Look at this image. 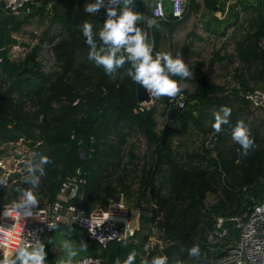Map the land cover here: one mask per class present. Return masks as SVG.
Wrapping results in <instances>:
<instances>
[{
	"label": "trees",
	"instance_id": "16d2710c",
	"mask_svg": "<svg viewBox=\"0 0 264 264\" xmlns=\"http://www.w3.org/2000/svg\"><path fill=\"white\" fill-rule=\"evenodd\" d=\"M64 1L31 0L19 16L5 13L0 5V153L2 143L21 139L29 141L34 163L47 156L52 163L44 166L46 174L39 187L48 201L54 199L61 180L79 167L86 182L72 200L77 207H104L116 193L125 200L132 197L139 210L137 242L145 241L147 233L142 231L152 224L161 241L157 253L167 256L168 264H211L205 238L215 218L242 214L264 193V188L259 192L264 183V131L260 127L264 123L250 120L254 112L243 97L249 90L246 83L237 79L241 91L223 90L205 76L199 78L194 91L183 97L184 107L175 117L178 131L170 132L161 148L154 106L144 109L137 104L135 83L126 75L130 64L109 76L88 60L90 49L81 25L88 21L94 33L98 32L106 11L101 8L90 15L80 0H72L76 7L67 9ZM204 4L210 9L215 6L213 0H204ZM262 6L241 8L243 12L249 9L245 19L249 32L237 40L235 49L241 61L253 65L255 83L261 82L264 90ZM187 8L194 9L189 0L181 17ZM33 19L45 27L33 45L25 46L24 56L13 62L9 47L17 43L15 35ZM175 20L167 13V19L158 20V26ZM158 26L152 27L155 47L158 40L154 30ZM44 45H52L49 51L54 61L46 70L40 59ZM159 101L165 119L166 97ZM221 106L232 111L230 124L217 134L211 124ZM238 121L245 123L255 141L247 156L231 137ZM79 151L84 153L82 165L74 162ZM117 172L120 174L113 180L107 179ZM129 175L135 177L133 188L125 180ZM0 181V206L14 199L16 187H30L17 177H0ZM226 225L227 237H236L232 223ZM137 242L127 241L125 247L123 241L113 240L100 251L94 242L90 254L114 264L131 251L137 254ZM192 246L200 247L198 258L188 256Z\"/></svg>",
	"mask_w": 264,
	"mask_h": 264
},
{
	"label": "built area",
	"instance_id": "2783aa9c",
	"mask_svg": "<svg viewBox=\"0 0 264 264\" xmlns=\"http://www.w3.org/2000/svg\"><path fill=\"white\" fill-rule=\"evenodd\" d=\"M29 1L31 0H0V5L5 13L19 16L25 4ZM166 1L164 3L162 0H152L145 5L142 17L166 20L168 13L173 18L179 19L183 9L187 6L188 0ZM140 27L147 31L149 41L154 44L152 28L146 27L143 22H140ZM15 38L17 40V35H15ZM260 45L264 46V43ZM49 49V45H44L43 53H47ZM13 52L21 53V59L27 52V48L20 47L17 42L9 47L8 56L10 59H12L11 53ZM158 52L161 51L154 46L153 55L155 56ZM49 54L52 56L50 51ZM47 68V66H44V70ZM243 97L249 102L251 110L255 111V106L261 105L264 113V92L262 90L245 92ZM166 101V110L177 106L184 107V99L180 95L174 98L166 97ZM138 105L144 109L148 108V104L145 103ZM135 111L136 109L132 108V112ZM8 143L11 142L4 145ZM206 143L207 141L203 144L206 145ZM0 170L5 171L1 159ZM0 177L6 180L2 176ZM85 182L86 179L80 168L76 167L71 174L61 180L52 201L36 195L34 190L39 202L32 209V217L17 219V213L13 210V202L19 199L20 193H17L13 200L2 204L0 206V238H3L6 246L0 248V258L5 252L13 250L21 239L25 241L32 240L34 238L33 234L35 238L42 241L45 233L51 230L48 228V224L51 223L75 225L97 244L98 251L103 249L109 241H124L126 239L134 242L137 227L132 223L129 206L123 199L109 198L104 207H94L90 210L77 207L73 203L72 200L76 198ZM106 216L109 218L95 227V234L93 235L89 231V225H97ZM226 222L232 223L231 227L236 230V237H227L228 227ZM158 242L160 243V249L161 241ZM205 245L209 252L211 264H264V193L261 201L257 200L252 207L242 214L216 217L212 229L206 235ZM76 264H106V262L97 255L87 253L81 255Z\"/></svg>",
	"mask_w": 264,
	"mask_h": 264
},
{
	"label": "clouds",
	"instance_id": "9594fccd",
	"mask_svg": "<svg viewBox=\"0 0 264 264\" xmlns=\"http://www.w3.org/2000/svg\"><path fill=\"white\" fill-rule=\"evenodd\" d=\"M134 0H91L84 5L87 14L94 15L101 8L106 10V19L98 32L94 33L92 23L85 21L81 25V32L89 46L88 60L95 66L102 67L109 76H114L118 69L125 64H130L126 75L138 86L144 88L149 98L160 99L161 97L174 98L181 92V86L173 77L181 79L192 78V71L181 58L180 53L158 52L153 55L154 44L149 41L148 33L138 26L140 22L146 27L158 26L156 18H143L138 12L133 11ZM162 15V14H156ZM231 108L221 106L214 113V122L211 128L215 133H221L224 125L230 124ZM231 137L241 148V154L247 156L255 145L248 127L243 121H238L231 130ZM35 155V154H34ZM52 163L47 156H40L37 162L31 160L25 164L27 175L23 177V184L30 185L29 188L16 187L15 191L20 193L17 201L13 202V210L17 213V219L32 217V209L38 204L34 190L41 184V177L45 173V165ZM2 183V181H0ZM75 211V209H74ZM109 217L95 226L89 225V231L95 234V227L101 225ZM57 224H48V228L55 230ZM21 241L11 251L4 253L0 258V264H46V251L44 243L39 239ZM52 243V241H51ZM80 249L74 248L72 243L64 241L61 250L66 253V259L61 264H73V258L78 251L87 246L81 242ZM6 245L3 238H0V248ZM127 246V240L123 241ZM189 257L198 258L200 247L192 246L187 250ZM136 252L131 251L126 259L121 261L117 258L114 264H135ZM143 264H168V257L165 255L151 256L145 258Z\"/></svg>",
	"mask_w": 264,
	"mask_h": 264
},
{
	"label": "rangeland",
	"instance_id": "374dc122",
	"mask_svg": "<svg viewBox=\"0 0 264 264\" xmlns=\"http://www.w3.org/2000/svg\"><path fill=\"white\" fill-rule=\"evenodd\" d=\"M151 1L134 0L133 11L143 16L145 5ZM162 1L164 3L167 2L166 0ZM189 1L194 5V9H185L182 17L171 22L170 25L158 26L154 30V36L158 40L157 42L155 41L156 48L161 52L172 53L173 55L180 53L181 58L192 71V78H180L178 80L182 89L178 95L184 97L186 94L193 92L196 81L203 76L210 84L221 86L223 90L232 88L241 91L240 86L237 84V79H241L246 83L249 92L257 90L264 92L262 89L263 84L261 82L255 83L252 76L255 70L253 65L241 61L235 49L237 40L249 32V26L245 23L249 9L243 12L241 8L247 4L251 6L260 4L264 7V0H213L215 6L212 9L205 6L204 0ZM89 2L91 0H80V6L84 7ZM63 4L66 5V9L77 5L72 0H65ZM232 22L234 24L230 25ZM44 27L45 23H39L36 19H33L31 23L25 24L22 32L17 35V42L20 47L25 48L27 45H33L35 43L34 39L39 37ZM53 29H57V26H53ZM49 46L51 47L52 45ZM20 56L21 53L13 52L11 53V60L16 62L20 60ZM40 59L43 65L46 66H51L54 63L53 54L50 56L49 50L47 53L42 54ZM151 105L154 106L156 130H159L165 122L164 116L161 114L163 103L159 99L151 98L148 107ZM255 107L256 110H252L254 114L251 113L250 120L254 123L255 120L259 119L264 123V113L261 105ZM263 126L262 124L260 125L261 132L264 131ZM27 144H29V141L18 139L3 146L0 159L3 164L5 163L6 169L5 171L0 170V176L5 179H13L14 177L23 179L27 175L25 164L29 160L32 161L33 154ZM142 146L143 143L139 145V147ZM118 174L120 173H113L107 179L113 180ZM125 180L130 188H133L134 175H129V178ZM35 194L45 197L41 187L35 189ZM123 200L130 207L136 204L132 197ZM147 226H143L144 229L142 231V233H147L144 242H150V252L155 254L160 246L158 233L152 224Z\"/></svg>",
	"mask_w": 264,
	"mask_h": 264
},
{
	"label": "crops",
	"instance_id": "0c3cea01",
	"mask_svg": "<svg viewBox=\"0 0 264 264\" xmlns=\"http://www.w3.org/2000/svg\"><path fill=\"white\" fill-rule=\"evenodd\" d=\"M249 5V4H247ZM19 35V34H16ZM18 38V37H17ZM5 143L1 144V149H3ZM1 157V156H0ZM8 165V163L6 162ZM5 166V163H4ZM6 169V166H5ZM109 198H117V199H123L122 195L119 193H116L112 195ZM108 198V199H109ZM127 204V203H126ZM128 205V204H127ZM129 206V205H128ZM135 206V207H133ZM129 206V209L131 210V220L132 223L136 225V227H139V221H138V215L139 210L137 205ZM58 227L55 230H50L49 232L45 233L44 238L41 242L44 243L45 251H46V264H61V261L63 259H66V253L61 250V245L64 241H69L72 243L74 248L80 249V244L83 242L87 247L84 248L82 251H78V254L76 257L73 258V264H76L77 259L87 253H93L94 251V241L90 240L87 235L80 230L75 225H64V224H57ZM141 233V231L139 232ZM137 235L135 237V241L137 242ZM52 241V243H51ZM137 244V254L139 256V263L143 264V260L145 258H150L151 256H157L158 251L150 252V242H141L140 240L136 243ZM96 249V248H95Z\"/></svg>",
	"mask_w": 264,
	"mask_h": 264
},
{
	"label": "water",
	"instance_id": "95a60500",
	"mask_svg": "<svg viewBox=\"0 0 264 264\" xmlns=\"http://www.w3.org/2000/svg\"><path fill=\"white\" fill-rule=\"evenodd\" d=\"M140 27V23L138 24ZM135 99L138 104H148L151 102V98L148 97L146 90L138 85L135 84ZM182 107L177 106L174 108H168L165 111V122L163 123L161 129H160V140H159V146L163 148L164 142L166 140L167 135L170 132H177L178 128L175 126V117L179 116L182 111ZM84 159V153L82 151H79L75 157L74 162L78 165L83 164ZM264 188V183L259 188V192L262 193V190ZM262 195L258 198V201H261Z\"/></svg>",
	"mask_w": 264,
	"mask_h": 264
}]
</instances>
